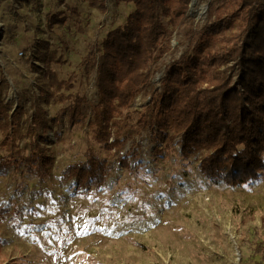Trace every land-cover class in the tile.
<instances>
[{
    "label": "rangeland",
    "instance_id": "1",
    "mask_svg": "<svg viewBox=\"0 0 264 264\" xmlns=\"http://www.w3.org/2000/svg\"><path fill=\"white\" fill-rule=\"evenodd\" d=\"M115 1L104 0L102 10L90 0H0V70L9 83L5 100L12 109L19 100L28 109L47 83L36 51L50 60L58 80L72 83L71 90L59 92L62 98L42 104L58 119L45 138L54 158L50 177L35 180L13 167L0 176V209L5 210L0 264L12 259L23 264H264V172L248 186H213L195 162L180 170L176 153L153 154L157 145L148 131L128 137L116 154L92 139L88 106L78 123H69L62 113L68 95L97 102L95 74L86 72L85 57L132 11V4ZM212 2L191 0L185 16L167 28L169 49L152 67L150 83L132 110L145 106L173 62L190 52ZM58 12L64 24L48 29L46 18ZM233 35L228 31L223 38ZM228 67L223 69L235 81L236 69ZM132 117L133 124L136 114ZM91 151L113 164L114 173L102 187L80 192L61 174ZM127 152L137 168L131 172L116 160Z\"/></svg>",
    "mask_w": 264,
    "mask_h": 264
},
{
    "label": "trees",
    "instance_id": "2",
    "mask_svg": "<svg viewBox=\"0 0 264 264\" xmlns=\"http://www.w3.org/2000/svg\"><path fill=\"white\" fill-rule=\"evenodd\" d=\"M90 1L105 9L104 0ZM190 2L116 0L117 4H132V11L85 57L86 72L95 74L97 102L68 95L69 104L62 113L69 123H78L88 106L92 139L116 154L124 149L128 137L148 131L157 145L153 154L176 153L183 162L180 170L195 162L199 174L213 186H248L264 172V0H213L206 25L190 52L173 62L145 106L131 109L149 85L152 67L169 49L167 28L185 16ZM64 20L58 12L46 18V26L52 29ZM228 31L233 37L224 39ZM37 52L35 58L45 65L47 83L28 109L20 100L15 109L6 102L9 83L0 70V150L6 153L0 157V176L13 167L43 180L50 177L54 165L45 138L58 119L49 117L42 104L56 96L62 98L59 92L71 90L72 83L58 80L48 67L50 60ZM227 67L236 69L235 81L223 69ZM129 157L127 152L116 160L131 172L137 168ZM113 171V164L91 151L84 161L67 165L61 179L72 181L80 192H89L102 187ZM4 213L0 209V221ZM5 264L23 263L12 259Z\"/></svg>",
    "mask_w": 264,
    "mask_h": 264
},
{
    "label": "built area",
    "instance_id": "3",
    "mask_svg": "<svg viewBox=\"0 0 264 264\" xmlns=\"http://www.w3.org/2000/svg\"><path fill=\"white\" fill-rule=\"evenodd\" d=\"M20 55H22V53H20Z\"/></svg>",
    "mask_w": 264,
    "mask_h": 264
},
{
    "label": "bare ground",
    "instance_id": "4",
    "mask_svg": "<svg viewBox=\"0 0 264 264\" xmlns=\"http://www.w3.org/2000/svg\"><path fill=\"white\" fill-rule=\"evenodd\" d=\"M193 6V5H192Z\"/></svg>",
    "mask_w": 264,
    "mask_h": 264
}]
</instances>
